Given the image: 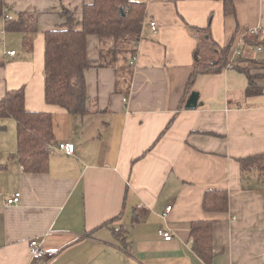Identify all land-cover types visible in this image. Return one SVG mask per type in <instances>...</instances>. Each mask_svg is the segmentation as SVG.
Here are the masks:
<instances>
[{
  "label": "crops",
  "instance_id": "crops-1",
  "mask_svg": "<svg viewBox=\"0 0 264 264\" xmlns=\"http://www.w3.org/2000/svg\"><path fill=\"white\" fill-rule=\"evenodd\" d=\"M93 1L3 0L0 101L23 88L28 111L53 116L55 140L47 171L26 172L14 157L16 122L0 119V264H206L190 234L199 221L215 223L212 264H264V176L244 179L239 162L264 155V37L252 34L264 29V0H234L230 16L222 0H132L146 8L136 60L100 67V38L89 36V112L78 116L46 103L45 33L65 24L62 9L81 22ZM22 13L37 14L32 52L6 29L5 14ZM205 30L217 48L202 47ZM225 47L230 65L190 85L194 66ZM234 65L263 93L247 97L248 76ZM193 92L198 106L187 110ZM63 143L75 154L60 151ZM210 189L229 194L226 212L204 210ZM16 193L21 202L8 205ZM32 240L58 254L33 260Z\"/></svg>",
  "mask_w": 264,
  "mask_h": 264
},
{
  "label": "trees",
  "instance_id": "trees-1",
  "mask_svg": "<svg viewBox=\"0 0 264 264\" xmlns=\"http://www.w3.org/2000/svg\"><path fill=\"white\" fill-rule=\"evenodd\" d=\"M222 1L225 14L235 15L234 0ZM2 12L3 0H0V16ZM61 15L66 20L65 24L45 33V100L48 105L58 106L72 115L85 116L89 112L86 107L85 71L94 66L87 50L88 37L100 38L99 66L116 68L117 63L126 59V56H136L146 8L144 3L132 0H94L83 8L81 22H77L67 9H62ZM37 19V14L22 13L7 22V31L23 35V46L27 52L33 51L34 38L38 33ZM204 32L208 39L202 47L208 50L217 48L210 32ZM108 45L110 47L106 50ZM229 52V47L220 48L216 60L197 63L190 85L199 74L218 73L230 65ZM258 63L264 66V62ZM233 68L248 76L247 97L263 93V89L256 83L257 77L248 68L241 65H234ZM3 118L16 122L17 152L14 157L23 169L30 173H45L49 165V149L55 140L53 116L48 112L28 111L22 88L7 92L1 99L0 119ZM239 162L244 179L255 172L264 176V155L247 157ZM203 208L207 212H226L229 208V194L219 189L207 190ZM214 224L211 221H199L192 223L190 228L193 250L206 264H212L216 257L213 245ZM114 233L120 238L123 231L115 230Z\"/></svg>",
  "mask_w": 264,
  "mask_h": 264
},
{
  "label": "built area",
  "instance_id": "built-area-1",
  "mask_svg": "<svg viewBox=\"0 0 264 264\" xmlns=\"http://www.w3.org/2000/svg\"><path fill=\"white\" fill-rule=\"evenodd\" d=\"M4 18L6 20H12V17L8 14H5ZM151 28L155 32L157 30V24L155 22L151 23ZM253 35L256 36H263L264 37V29H254L252 31ZM258 50H261L260 47H258ZM16 54L15 51L8 52V55L14 56ZM136 60V56L132 57L130 61V65L134 64V61ZM58 149L68 155H74L75 154V146L70 143H63L58 145ZM50 150V149H49ZM22 195L21 193L14 194L11 198L7 200L8 205H18L21 202ZM172 210V207H168L166 209V213L164 214V217H167V215ZM159 236L162 237L165 241H171L172 240V233L170 231H159ZM29 251L31 254V257L33 260H41L43 258H51L58 254V249H44L41 244H39L38 241L32 240L29 244Z\"/></svg>",
  "mask_w": 264,
  "mask_h": 264
},
{
  "label": "water",
  "instance_id": "water-1",
  "mask_svg": "<svg viewBox=\"0 0 264 264\" xmlns=\"http://www.w3.org/2000/svg\"><path fill=\"white\" fill-rule=\"evenodd\" d=\"M121 13L123 14V12H121ZM199 97H200V95L198 92H193L187 101L186 109L187 110H195L198 106Z\"/></svg>",
  "mask_w": 264,
  "mask_h": 264
},
{
  "label": "rangeland",
  "instance_id": "rangeland-1",
  "mask_svg": "<svg viewBox=\"0 0 264 264\" xmlns=\"http://www.w3.org/2000/svg\"><path fill=\"white\" fill-rule=\"evenodd\" d=\"M110 47V45L107 46L106 50ZM8 134V132L6 133V135Z\"/></svg>",
  "mask_w": 264,
  "mask_h": 264
}]
</instances>
